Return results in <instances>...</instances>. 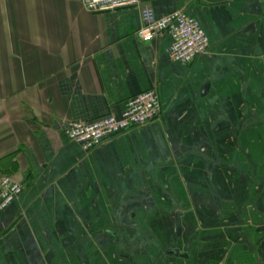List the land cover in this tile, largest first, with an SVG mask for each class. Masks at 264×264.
<instances>
[{
  "label": "crops",
  "instance_id": "crops-1",
  "mask_svg": "<svg viewBox=\"0 0 264 264\" xmlns=\"http://www.w3.org/2000/svg\"><path fill=\"white\" fill-rule=\"evenodd\" d=\"M141 3L197 20L208 51L171 60L133 7L0 0V177L21 185L0 264H264V0ZM145 90L152 122L86 151L65 136Z\"/></svg>",
  "mask_w": 264,
  "mask_h": 264
},
{
  "label": "built area",
  "instance_id": "built-area-1",
  "mask_svg": "<svg viewBox=\"0 0 264 264\" xmlns=\"http://www.w3.org/2000/svg\"><path fill=\"white\" fill-rule=\"evenodd\" d=\"M83 7L92 13L122 8H137L141 26L136 35L142 42L167 33L171 38L168 54L171 60L191 63L208 51L209 42L199 22L183 10H174L155 16L152 8L141 0H81ZM160 112L158 98L153 90H145L125 101L120 116L108 115L91 121L73 120L67 124L64 134L86 151L102 141L155 120ZM21 185L10 176L0 177V212L20 193Z\"/></svg>",
  "mask_w": 264,
  "mask_h": 264
},
{
  "label": "water",
  "instance_id": "water-1",
  "mask_svg": "<svg viewBox=\"0 0 264 264\" xmlns=\"http://www.w3.org/2000/svg\"><path fill=\"white\" fill-rule=\"evenodd\" d=\"M178 232H179V228H178ZM169 252H171V253H172V251H169Z\"/></svg>",
  "mask_w": 264,
  "mask_h": 264
}]
</instances>
